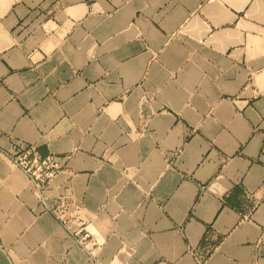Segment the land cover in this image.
Wrapping results in <instances>:
<instances>
[{
  "label": "crops",
  "instance_id": "1",
  "mask_svg": "<svg viewBox=\"0 0 264 264\" xmlns=\"http://www.w3.org/2000/svg\"><path fill=\"white\" fill-rule=\"evenodd\" d=\"M0 264H264V0H0Z\"/></svg>",
  "mask_w": 264,
  "mask_h": 264
},
{
  "label": "built area",
  "instance_id": "2",
  "mask_svg": "<svg viewBox=\"0 0 264 264\" xmlns=\"http://www.w3.org/2000/svg\"><path fill=\"white\" fill-rule=\"evenodd\" d=\"M9 160L19 168L35 187L43 206L51 215L71 234L77 242L86 246L87 231L84 226L72 228L71 224L77 221V217L71 218V209L64 204L49 207L45 197V191L51 181L62 170V162L58 156L48 155L41 157L34 146L15 144L11 150L5 152Z\"/></svg>",
  "mask_w": 264,
  "mask_h": 264
}]
</instances>
